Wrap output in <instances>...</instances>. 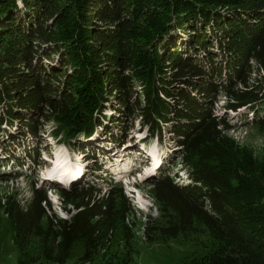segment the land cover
I'll return each mask as SVG.
<instances>
[{"label":"trees","instance_id":"obj_1","mask_svg":"<svg viewBox=\"0 0 264 264\" xmlns=\"http://www.w3.org/2000/svg\"><path fill=\"white\" fill-rule=\"evenodd\" d=\"M0 108V128L17 121L34 140L54 121V138H88L104 110L126 132L140 118L144 141L163 143L167 129L191 183L178 184L169 169L154 179L160 215L146 222L145 239L206 233L208 250L188 264H264V158L256 167L228 136L226 114L249 108L264 130V0H0ZM98 182L53 184L69 218L35 185L23 203L0 199L16 264H66L79 244V264H128L131 204L120 182ZM119 227L126 254L112 248Z\"/></svg>","mask_w":264,"mask_h":264},{"label":"rangeland","instance_id":"obj_2","mask_svg":"<svg viewBox=\"0 0 264 264\" xmlns=\"http://www.w3.org/2000/svg\"><path fill=\"white\" fill-rule=\"evenodd\" d=\"M179 33L183 38H188L189 36L188 33ZM215 52H217V49H215ZM50 59L53 60L51 65L56 64L59 63L60 56L55 54L50 57ZM44 62H48L47 59H45ZM222 103L223 98L216 104V114L222 115L224 113L225 110L221 106ZM248 110L250 111L249 108H245L232 111L231 113L228 110L226 114L233 125V129L227 131V134L241 147L247 148L255 159V166L259 167L260 164L262 165L264 158V130L255 125L251 117L254 112L250 111L249 114ZM0 112H2L1 108ZM102 113V121H97V119H95L96 122L100 124L96 126L93 135L88 138H84L85 136L83 134L80 136L78 135L79 137L73 142H68L66 139L58 140L52 136L51 129L54 125L59 124L57 121L40 128L39 133L42 140H34V138L23 135V133L16 128L20 125L17 121L14 127H11L12 125H10V122H5L0 128V168L1 170L3 169V163H7V166L4 168L6 171H0V173L5 172V174H11L13 176H8V180L0 178L1 201L4 203L6 198L13 196L23 203L30 198L33 186L35 185L36 187H40V189H47L48 196L53 205V211H55L58 216L69 218L70 214L61 207L59 192L55 189H48V186H50V188L54 187V185H50L51 183L55 184L58 182H50L48 180V177L52 178V174H48L50 162L47 160V156L54 159V155L57 154L58 159L66 162L65 165L73 166V168L70 169L73 173L76 171V166L85 167L88 174L85 180L80 183L84 184L87 181L91 183L95 181L97 183V181H99L98 185L104 187L107 185V182L111 180L119 181L118 175H114L112 172L120 171L134 162L136 163V167L140 168L142 171L141 174H143L144 171L150 172L148 175L146 174V176L144 175L145 173L143 174L144 177L141 178H145L144 180L137 179L136 181L138 191L145 197L143 201L140 202L139 196H136L133 202H131V197L126 195L125 188L123 187L124 194L132 207V211L126 216V221L131 228L130 232L134 236L131 242L132 259L128 264H188L193 254H200L208 250V245L210 244V241H208L210 238L208 234H194L190 240H186L181 236L168 241L153 240L148 242L145 239L144 227L146 222L160 215L158 201L151 183L156 179L157 175L161 176L168 169L171 170L172 176H181L177 174L178 171H182V164L180 163V158L176 156V151H173L177 149V147L174 146V141L170 139L167 129H165L166 132L163 143H160V139L156 136L145 141V144L150 146V143L159 140V148L163 151V153L160 151L162 158L159 161V165L155 167L154 173L152 170L154 166L151 164L146 153L143 152L147 147L142 145V142L139 143L138 140V136L144 135L146 131V126H143L140 118L135 121L133 120L130 129L126 132L119 128V125H115V123L112 124L113 121L111 122V118L117 115L115 111L104 110ZM95 114L94 117L100 120L99 115L101 114H99V112ZM245 114H247V116H245ZM262 114L264 115V113ZM110 128H113L114 135H119L117 141L113 140L115 142H112V139H110L111 135H107L106 133V130ZM10 135L13 137H10ZM60 138L63 137L60 136ZM11 139H14V141ZM117 148H119V150ZM83 151L88 152L85 153ZM116 151H119L120 154L129 153V156H125L126 158L123 156L125 159L122 161L121 159L123 158L120 157ZM30 154H35L34 157L38 163L37 165L33 162ZM89 156H92L94 160H88L87 158ZM144 164H149V167L145 169L143 167ZM14 167H16L15 170H19L20 173L17 177H15L12 169ZM64 173L67 174L65 171L63 173L56 171L55 177H58L57 174L62 176ZM99 177H103V179L100 178L101 180H99ZM187 177L186 172H184V177L180 179L175 177V179H178L177 181L179 183H186L188 182L186 179ZM258 181L259 179L257 182ZM261 186L264 188V182ZM255 187L259 188V190L252 189L251 191L259 192V184L255 185ZM260 192H264V190ZM68 208L72 207L69 205ZM1 215H3V213H1ZM120 226L123 228V225ZM113 237V250H116L120 254H126L128 252V245L125 242V237L120 227L114 231ZM204 240H206V242H204ZM81 246V244L77 246L74 255L66 264H79L78 259L82 254ZM18 257L19 248L14 241L12 224L6 216H3L0 223V264H16Z\"/></svg>","mask_w":264,"mask_h":264},{"label":"bare ground","instance_id":"obj_3","mask_svg":"<svg viewBox=\"0 0 264 264\" xmlns=\"http://www.w3.org/2000/svg\"><path fill=\"white\" fill-rule=\"evenodd\" d=\"M85 138V137H84ZM126 150H127V148H126ZM114 156H117V155H114ZM126 155H124V157H125ZM54 157H56V158H58V156H57V154L56 155H54ZM124 157H122L123 159H121L122 161L126 158H124ZM66 164V162H63L61 159H58V164L60 165V168H64V171L67 173V174H72L73 172L70 170L71 168H73V166L71 165V166H66V165H64V164ZM70 167V168H69ZM75 168H77V166L75 167ZM72 172V173H71ZM50 174H51V172H50ZM53 175V174H52ZM70 175H67V176H70ZM57 176H58V179H62V180H65L66 179V177H62V176H64V175H58L57 174ZM140 176H144L143 174H140ZM50 185H53V183H51ZM52 188V187H51ZM54 188V187H53Z\"/></svg>","mask_w":264,"mask_h":264},{"label":"clouds","instance_id":"obj_4","mask_svg":"<svg viewBox=\"0 0 264 264\" xmlns=\"http://www.w3.org/2000/svg\"><path fill=\"white\" fill-rule=\"evenodd\" d=\"M64 183H65V184H62V183H61V185L64 186V187H66V188H70V187H71V186L69 185L68 182L65 181Z\"/></svg>","mask_w":264,"mask_h":264}]
</instances>
